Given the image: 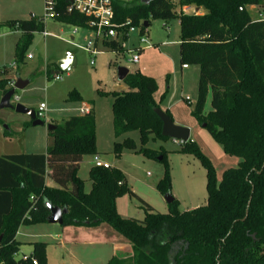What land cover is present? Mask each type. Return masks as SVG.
<instances>
[{
  "label": "trees",
  "instance_id": "trees-1",
  "mask_svg": "<svg viewBox=\"0 0 264 264\" xmlns=\"http://www.w3.org/2000/svg\"><path fill=\"white\" fill-rule=\"evenodd\" d=\"M55 2L53 21L87 29L89 18L67 12L65 0ZM111 6L114 22L128 19L135 27L148 18L177 19L179 65L199 68L192 114L225 155L239 159L238 165L217 181L212 165L188 140L182 151L193 155L205 170L206 204L180 211L174 200L166 214H158L138 200L144 218L124 219L115 210L116 199L128 191L119 170L91 167V188L83 191L77 171L84 157L97 155L94 116L92 110L71 116L48 132L51 143L44 155L0 157V264H46L45 243H32L29 256L14 257L18 229L46 223L45 202L67 209L62 227L105 224L124 238L131 254L114 256L107 264H264V20H252L247 11L264 7V0H155L149 5L140 0H111ZM184 7L203 13L185 14ZM0 29L21 34L15 48L21 62L33 34L44 31V23L41 18L15 20L0 24ZM122 43L123 38L106 41L103 49L118 53ZM122 83L126 91L97 93L112 100L114 137L138 132L142 144L148 136L165 139L154 114L160 109L153 97L155 81L137 72L128 73ZM208 91L210 111L203 116ZM5 92L2 86L0 97ZM78 101L77 94L67 99L68 103ZM135 149L133 140L125 137L114 144L113 153L119 157ZM158 160L165 166L158 186L165 195L169 176L164 157ZM46 179L56 188L47 187Z\"/></svg>",
  "mask_w": 264,
  "mask_h": 264
},
{
  "label": "rangeland",
  "instance_id": "rangeland-1",
  "mask_svg": "<svg viewBox=\"0 0 264 264\" xmlns=\"http://www.w3.org/2000/svg\"><path fill=\"white\" fill-rule=\"evenodd\" d=\"M44 6V0H0V24L32 17L43 18L44 30L50 34L44 37L42 33H34L23 60L19 62L15 48L21 35L0 29V90L2 86L4 90H10L16 79H30L27 87L15 92L11 104L19 103L35 110L40 103H44L48 110V121L42 127H32L25 115L9 109L0 110V157L27 154L24 151H30L29 154L45 151L51 143L46 129L51 124L50 118L54 120L52 125H62L68 115L78 114L77 109L85 104L93 109L99 161L119 170L124 177L128 191L115 201V210L121 218L138 221L144 218L138 200L148 205L154 213L168 212L164 194L158 188L165 174V166L158 160L161 156L168 171L169 192L178 203L179 210L204 206L207 198L205 170L193 155L182 151L183 144L155 136H148L142 144L138 132L114 137L112 100L97 94L98 91L127 90L117 80L118 68H126L130 74L139 72L152 78L157 87L153 97L159 108L174 125L189 130V141L212 165L216 180L221 179L224 171L236 168L239 159L225 155L192 114L199 68L187 66L184 69L179 65L177 43L180 31L177 19L165 21L148 18L149 25L144 28L145 31H141L144 21L140 20L137 32L125 42L124 48L135 46L140 35L147 38L153 47L139 54L137 64H131L127 61L130 57L128 54L105 51L101 41L96 44L99 53L95 56L84 52L78 47L86 46L87 40H92L93 32L53 21L45 16ZM260 10H264V7ZM249 15L252 20L256 18L254 11H250ZM67 53L72 54L75 65L55 80L51 72L56 69L57 57ZM72 94L78 95V102H67ZM209 101L210 91L205 98L203 116L210 111ZM125 137L133 140L136 149L123 151L119 157H115L114 144ZM143 150L149 155H145ZM93 166L94 157H84L77 172L85 193L91 188L88 171ZM57 234H60L59 238ZM16 239L19 243L14 256L16 260L30 255L32 243H45L46 264H107L112 258L113 248L117 249L115 255H119L121 248L127 245L124 238L105 224L91 228L46 223L24 225L18 229ZM61 242L64 246L60 247Z\"/></svg>",
  "mask_w": 264,
  "mask_h": 264
},
{
  "label": "built area",
  "instance_id": "built-area-1",
  "mask_svg": "<svg viewBox=\"0 0 264 264\" xmlns=\"http://www.w3.org/2000/svg\"><path fill=\"white\" fill-rule=\"evenodd\" d=\"M67 2V12H76L81 14L87 18H89V22L87 23V29L93 32L92 40H87L86 46L78 47L75 44L68 42L71 46L78 47L84 52L90 54L91 56H95L99 53L97 50V42L101 41L102 43L110 40H120L123 38L122 43V51L121 53H126L130 57L127 60L131 64H137L139 61V54L144 50L151 49L153 45L149 42V40L141 35L137 38V44L132 46L131 48H124L125 42L129 40V38L137 32V28L131 25L130 20H125L122 23L114 22V14L111 6V0H65ZM129 2L132 0H120ZM45 6V16L52 17L54 16V9L56 2L55 0H44ZM33 18V17H32ZM256 20H264V13L259 12L256 14ZM44 23L43 18H41ZM78 29V28H76ZM145 31V29H144ZM75 33V32H74ZM73 33V34H74ZM43 36H47L48 33L43 32ZM86 40V39H85ZM30 58V56H29ZM92 65V61L90 62ZM186 67V66H184ZM55 80H58L59 77L55 76ZM78 111V116L87 115L90 113L91 108L83 105ZM47 107L44 103H40L38 107L34 110V115L37 120L42 121L43 123L48 121L47 115ZM50 122V121H49ZM94 166L109 168L105 163L99 161L98 157H94ZM32 264H36L33 262Z\"/></svg>",
  "mask_w": 264,
  "mask_h": 264
},
{
  "label": "water",
  "instance_id": "water-1",
  "mask_svg": "<svg viewBox=\"0 0 264 264\" xmlns=\"http://www.w3.org/2000/svg\"><path fill=\"white\" fill-rule=\"evenodd\" d=\"M154 1L155 0H140V4L149 5ZM142 26L144 28H147L148 27L147 22H144ZM74 65H75V61L72 54L67 53L60 60L56 61L55 63L56 70L52 72V75L58 76L61 73H67L74 67ZM128 73L129 72L126 68H118L117 80L122 82L124 78L128 75ZM29 82H30L29 79L26 80L16 79L12 88L6 91L5 94L0 98V110L9 109L17 114L25 115L28 117L32 127H42L44 126V123L35 118L33 109L27 108L19 103L11 104L10 102L11 99L14 97L15 92L19 90H23L25 87L28 86ZM154 114L161 123V130H160L161 137L165 139H172L174 141H179L182 144L186 143L189 140L190 132L187 128L174 125L172 120L161 109H155ZM201 127L204 128L205 125H201ZM46 129L49 132L54 130L55 126L49 124L46 126ZM163 200L167 205H170L171 203H173L174 198L172 197L170 192H167L164 195ZM44 207L48 212V215L45 220L46 224L61 226L63 221V216L67 214V209L65 207L59 208L57 206H53L49 202H45ZM0 240H1V236H0Z\"/></svg>",
  "mask_w": 264,
  "mask_h": 264
},
{
  "label": "crops",
  "instance_id": "crops-1",
  "mask_svg": "<svg viewBox=\"0 0 264 264\" xmlns=\"http://www.w3.org/2000/svg\"><path fill=\"white\" fill-rule=\"evenodd\" d=\"M182 10V12L183 13H185V14H197V15H201L203 12H202V10H200V9H195V8H193V7H184V8H182L181 9ZM247 11H248V13L250 12V11H254L256 14L257 13H259V12H261L262 10H260L258 7H248L247 8ZM44 28H45V23H44ZM10 32V31H9ZM13 32H15V31H13ZM43 32H46V33H48L47 31H43ZM42 32V33H43ZM17 33H19V32H17ZM20 34V33H19ZM21 35V34H20ZM43 35V34H42ZM47 36H50V34L48 33V35ZM47 36H44V37H47ZM72 39V38H71ZM177 46H178V43H177ZM62 58V55H59L58 57H57V61L58 60H60ZM187 67V66H186ZM186 67H182V68H184V69H186ZM56 70V69H55ZM53 72V71H52ZM52 72H51V75H52ZM21 80H26V79H21ZM30 80V79H29ZM29 84H30V82H29ZM28 84V85H29ZM83 105H85V104H82V106ZM91 110L93 111V109L91 108ZM71 116H78V114H70V115H68L67 117H66V119L67 118H69V117H71ZM50 122H51V124H52V122H54V120L52 119V118H50ZM94 124H95V120H94ZM56 125V124H55ZM95 135H96V132H95ZM189 139H190V134H189ZM95 145H96V136H95ZM95 148H96V146H95ZM47 150V149H46ZM46 150L45 151H43V152H40V151H38V152H35V153H31V154H33V155H39V154H42V155H44L45 153H46ZM25 153H27V154H29L30 153V151H24ZM96 152H97V149H96ZM97 154H98V152H97ZM96 157H98L97 155H96ZM98 159H99V157H98ZM83 160V159H82ZM82 162V161H81ZM81 162H80V164H81ZM102 163H104V162H102ZM80 164H79V166H80ZM79 169V168H78ZM78 172V171H77ZM46 186L47 187H51V188H56V186L52 183V182H50V181H47L46 182ZM194 209V208H193ZM191 210V209H190ZM185 211H187V210H185ZM16 235H17V233H16ZM56 237H60V234H57L56 235ZM15 240L17 241V239H16V236H15ZM70 242V241H69ZM70 244H71V242H70ZM59 246L61 247V246H64V243H60L59 244ZM122 249V252L119 254V255H115V252L117 251V249L115 250L114 248H113V253L111 254V257H127V256H129L130 254H131V250H130V246H129V244L127 243V245L125 246V247H123V248H121ZM115 250V251H114Z\"/></svg>",
  "mask_w": 264,
  "mask_h": 264
}]
</instances>
